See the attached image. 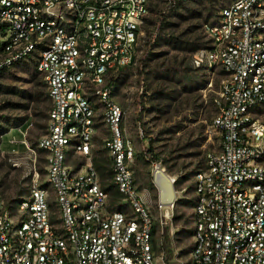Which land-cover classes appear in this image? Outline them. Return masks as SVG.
I'll return each instance as SVG.
<instances>
[{"label":"built area","instance_id":"obj_1","mask_svg":"<svg viewBox=\"0 0 264 264\" xmlns=\"http://www.w3.org/2000/svg\"><path fill=\"white\" fill-rule=\"evenodd\" d=\"M148 14L149 0H0V73L34 61L51 102L45 134L35 147L22 141L15 164L26 166L28 194L10 207L0 192V264H185L155 250V217L109 80L134 65ZM209 32L212 47L193 63L225 74L212 124L220 145L194 176L187 264H264V0H232ZM99 110L120 207L93 163ZM71 157L87 162L77 167ZM167 177L174 187L177 178ZM177 193L158 202L164 217Z\"/></svg>","mask_w":264,"mask_h":264},{"label":"rangeland","instance_id":"obj_2","mask_svg":"<svg viewBox=\"0 0 264 264\" xmlns=\"http://www.w3.org/2000/svg\"><path fill=\"white\" fill-rule=\"evenodd\" d=\"M150 11L142 25L134 65L110 74L113 97L123 107L125 134L136 147L134 170L137 185L145 192L155 217L154 246L169 262L187 264L194 244V176L206 164L207 154L219 148L220 135L213 127L217 114L214 100L225 74L220 67H196L193 56L209 49V28L218 23L221 10L232 0H185L170 13L161 38L149 48L158 18L171 0H149ZM26 61L0 74V192L12 207L28 194L26 166L15 164L26 153L24 141L35 147L45 134L51 102L46 82ZM91 95V94H90ZM91 97L98 102L97 97ZM99 103V102H98ZM93 163L111 205L121 206L122 197L112 183L105 149L108 129L98 111ZM44 179V154L39 152ZM77 167L87 162L71 157ZM165 168V173L157 172ZM167 175L176 177L170 183ZM178 201L167 217L157 204ZM167 244L172 248L170 257Z\"/></svg>","mask_w":264,"mask_h":264},{"label":"trees","instance_id":"obj_3","mask_svg":"<svg viewBox=\"0 0 264 264\" xmlns=\"http://www.w3.org/2000/svg\"><path fill=\"white\" fill-rule=\"evenodd\" d=\"M183 1H185V0H171V3L169 4L167 11H165L164 14H162L157 20L156 30L154 32L153 37H151V39L149 40V43H148L149 48H151L153 45H155L156 41L160 40L161 38H167L168 37V34L165 33L164 30H165L166 26L168 25L170 13L173 12L176 8H178V6ZM149 11H150V1H149ZM145 20H146V18H145ZM48 97H49V95H48ZM167 249H168V252L170 255L169 258H171L172 257V248L169 244H167Z\"/></svg>","mask_w":264,"mask_h":264}]
</instances>
